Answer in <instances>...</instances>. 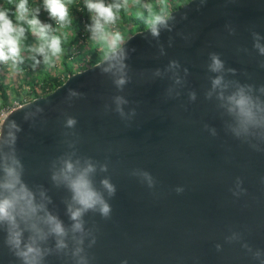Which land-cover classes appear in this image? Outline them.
Listing matches in <instances>:
<instances>
[{"label":"water","instance_id":"95a60500","mask_svg":"<svg viewBox=\"0 0 264 264\" xmlns=\"http://www.w3.org/2000/svg\"><path fill=\"white\" fill-rule=\"evenodd\" d=\"M170 14L169 30L158 38L145 29L121 44L129 77L123 90L101 70L109 63L104 58L10 111L0 138L14 135L24 181L46 191L48 209L66 226L69 193L51 180L53 162L74 154L107 164L94 180L100 188L110 178L116 193L104 192L109 218L84 216L79 247L87 264H259L253 252L264 251V137L233 134L208 65L210 53L223 61L225 95L251 85L264 101V55L252 36L258 33L264 45V0H189ZM172 61L178 67L169 68ZM116 96L128 101L123 118ZM67 117L75 127L65 126ZM133 172L149 173L154 185ZM3 240L0 232V264H21ZM66 242L57 252L49 238L44 264H76L72 234Z\"/></svg>","mask_w":264,"mask_h":264},{"label":"clouds","instance_id":"9594fccd","mask_svg":"<svg viewBox=\"0 0 264 264\" xmlns=\"http://www.w3.org/2000/svg\"><path fill=\"white\" fill-rule=\"evenodd\" d=\"M71 2L72 0H42L44 11L57 25L53 28L52 24L41 21L40 8L30 7L29 0H7L12 8L0 7V64L18 66L23 63L22 44L28 34L35 37V43L27 45V50L41 57L45 64L62 56L63 41L56 32L59 28L71 25L69 11ZM134 4H138L142 9L138 15L142 16L147 31L153 37L158 38L161 30H169V21L174 17L167 11L166 0H158L156 4L134 0ZM84 8L90 16L91 22L86 26L90 37L100 46L105 59L109 62L108 66L101 70L111 73L116 88L123 90L129 83L128 66L125 62L127 52L121 46L123 40L121 33L112 29L120 20L125 5L118 0H84ZM252 36L253 47L260 55H264V45L259 42L260 35L253 32ZM209 59L208 70L217 74L211 78V89L219 90L218 98L223 101L222 106L226 108L234 122L231 128L233 134L238 138L249 135L264 137V101L252 95L251 85H237L233 91L225 95L229 85L222 75L223 61L216 53H210ZM176 67H178L176 61L170 62L169 68ZM159 74L157 70L156 75ZM260 91L264 92V86H261ZM78 95L80 94L69 90V96ZM211 95L212 92L209 91L207 96ZM189 99L194 100L195 93H189ZM114 101L116 111L123 118L125 113L121 106L128 101L122 96H116ZM131 114L135 115L134 109ZM76 123L74 117H67L65 126L73 128ZM14 140V135H10L7 140L0 138V232L4 235V245L21 264H44L45 256L52 252L51 248L43 247L49 238L55 241V249L59 252L68 247L66 241L72 234L78 245L72 253L77 257L76 264H87L86 258L80 255L83 248L79 247L83 244L82 237L85 234L84 216L91 211L105 219L109 218L112 209L105 199L104 192H107L109 198L116 193V187L110 178L101 179L100 188H97L94 180L97 168L101 172H106L107 164H98L90 158L74 159V154H66L53 162L51 180L69 193V199L65 203L66 215L71 223L66 226L48 209L51 200L46 191L42 188L33 189L24 181V167L16 155ZM132 174L143 177L149 187L154 185L149 173ZM175 191L179 194L183 192V188L177 187ZM76 234H80V238H77ZM249 251L252 250L249 248ZM262 257L264 251L257 249L253 252V259L258 260L259 264H264Z\"/></svg>","mask_w":264,"mask_h":264},{"label":"rangeland","instance_id":"374dc122","mask_svg":"<svg viewBox=\"0 0 264 264\" xmlns=\"http://www.w3.org/2000/svg\"><path fill=\"white\" fill-rule=\"evenodd\" d=\"M73 2H78L79 0H72ZM125 1H134V0H118V2L126 5L127 2ZM155 0H141V3H153ZM172 0H166V7L167 11L170 13L172 12V5L174 6H182L188 2V0H179L178 3L176 0L175 2H171ZM156 4V3H154ZM142 9L138 4H136L135 10L131 15L132 22L123 23L120 22L124 20L123 17H125V13L120 14V20L118 23L114 26L112 29L113 31H119L123 37V40L121 44L127 40L131 35L136 33L135 29L137 28V25L143 22L142 16L138 15L139 12H141ZM40 16L39 18L41 21L47 23L48 14L43 13V11H40ZM45 12V11H44ZM144 15H147V13H144ZM126 19L129 20L127 17ZM90 21V16L88 18ZM53 26V25H52ZM120 26V27H119ZM57 26H53V28H56ZM71 26L65 27V28H59L58 31L56 32L57 35L61 36L62 41H70V39L73 37V32L71 31ZM138 32V31H137ZM28 37L22 44V56H23V63L19 64L18 66H13L11 64L9 65H4L2 64L4 70L1 69L0 72V78H2V81L5 83L4 88L7 92V95L9 97L8 103L6 105H1L0 103V110L3 107L11 105L13 102L16 101H24L25 103L29 101V96L28 92L29 89L27 87H23L22 89H18L17 86H19L22 82H25L26 80H30L31 78H38L40 80V73H48L51 76L56 75L59 76L60 80L63 79L62 76V71H63V66H67L68 68L70 67L72 71H81L82 69L84 70L85 67H87L86 62L88 61V57L90 56L91 52L93 50H98L100 49L99 55L101 57H104L103 51L101 50L100 46L96 44L90 37V33L86 40H84L83 44L81 45L82 47L79 49H74V53L71 58L67 59L66 62L64 63V54L60 56L57 59L52 60L50 63L45 64L42 60L41 57L35 56L34 53L30 52L27 50V45H31L35 43V37H33L31 34H28ZM86 55V56H85ZM35 56V59L33 57ZM82 56H85V60H82ZM30 59V60H29ZM39 61V63H37ZM27 62H31V65L28 66ZM82 62V65H80ZM45 68V69H44ZM47 68V69H46ZM3 71V72H2ZM78 71V72H79ZM75 72V73H76ZM43 76V74H42ZM12 87L17 91L16 94L19 95L18 99L15 98L14 93H10L9 88Z\"/></svg>","mask_w":264,"mask_h":264},{"label":"trees","instance_id":"16d2710c","mask_svg":"<svg viewBox=\"0 0 264 264\" xmlns=\"http://www.w3.org/2000/svg\"><path fill=\"white\" fill-rule=\"evenodd\" d=\"M178 1L179 0H176L177 3ZM171 2H175V1L172 0ZM174 4L172 5V10H176L181 7V6H174ZM29 5L30 7H39L40 11H43V13H47L46 11L44 12L42 0H29ZM0 7H7L9 9L12 8V6L7 3V0H0ZM69 11H70V16L72 18V23L69 26H71L73 37L70 39V41L64 40L63 42V49L65 52L64 63L66 62L67 59L72 57L75 51L74 49L77 50V48L81 47L82 43H80V40H86V38L88 37L89 31L87 30L86 26L91 22L88 20L89 13L84 8V0H79L78 2H72L71 4H69ZM47 23L55 26L54 21L50 20L49 18L47 19ZM145 29H146V26L143 21L137 25V28L135 29V31L137 32V31H142ZM83 34L85 36L82 37ZM27 38H29L28 35H27ZM99 52H100V49H98L97 51L93 50V52H91L90 56L87 59L88 61L85 64L87 65L85 69L91 67L92 65L100 62L101 60L105 58V57H101L99 55ZM1 68H3L2 64H0V69ZM62 72H63V79L61 80L59 77L44 76L40 80H34V79L26 80L23 85L18 86L17 88L20 90L23 87H27L29 89V92H28L29 101H32L35 98L48 95L58 86H60L66 80L68 76L75 73L74 71H72L70 67L68 68L67 66H63ZM9 91L10 93H14V94L17 93V91L13 89L12 87L9 88ZM18 97L19 95L16 94L15 98L18 99ZM8 99L9 97L4 88V85L0 82V103L1 105L3 106L6 105L8 103Z\"/></svg>","mask_w":264,"mask_h":264},{"label":"crops","instance_id":"0c3cea01","mask_svg":"<svg viewBox=\"0 0 264 264\" xmlns=\"http://www.w3.org/2000/svg\"><path fill=\"white\" fill-rule=\"evenodd\" d=\"M73 2V1H72ZM71 2V3H72ZM125 2H127V1H125ZM158 2V0H155L153 3H157ZM70 3V4H71ZM135 7H136V4H134V1H128L127 2V4L125 5V8H124V10L121 12V13H125V17H123L124 18V20H122V21H120V22H125V23H127V21L128 22H132V18H131V15H132V13L134 12V10H135ZM129 18V20L128 19H126V18ZM120 27V26H119ZM82 47V46H81ZM80 47V48H81ZM77 49H79V48H77ZM86 56V55H85ZM85 56H82V60H85ZM27 64H29L28 66H30L31 65V62H27ZM80 65H82V62H81V64ZM2 70H4V68H1ZM1 69H0V72H1ZM45 69V68H44ZM47 69V68H46ZM79 71V70H78ZM77 71V72H78ZM3 72V71H2ZM74 72H76V71H74ZM62 73V76H61V78L63 77V72H61ZM42 74H43V76H42ZM44 76H51L50 74H48V73H40V78L39 79H42ZM51 77H59V76H56V75H53V76H51ZM31 79H34V80H38V78H31ZM0 82L4 85L5 83L2 81V78H0ZM25 82H22L19 86H21V85H23ZM18 87V86H17Z\"/></svg>","mask_w":264,"mask_h":264},{"label":"built area","instance_id":"2783aa9c","mask_svg":"<svg viewBox=\"0 0 264 264\" xmlns=\"http://www.w3.org/2000/svg\"><path fill=\"white\" fill-rule=\"evenodd\" d=\"M54 25L55 26H57L56 24H55V22H54ZM83 36H85L84 34L82 35V37ZM84 40H80V43H84L83 42ZM29 102V101H28ZM27 103V102H26ZM23 104H25V102L22 100V101H16V102H13L11 105H9V106H6V107H3V108H1V110H0V122H1V120L3 119V117L4 116H6L10 111H12L13 109H15V108H17V107H19V106H21V105H23Z\"/></svg>","mask_w":264,"mask_h":264}]
</instances>
